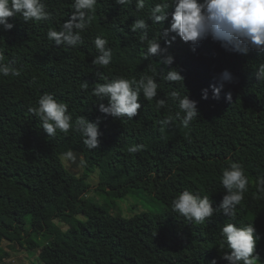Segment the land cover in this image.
<instances>
[{
	"label": "trees",
	"instance_id": "16d2710c",
	"mask_svg": "<svg viewBox=\"0 0 264 264\" xmlns=\"http://www.w3.org/2000/svg\"><path fill=\"white\" fill-rule=\"evenodd\" d=\"M42 2L48 19L25 23L18 14L8 18L11 30L0 26V63L10 67L7 77L0 75V263L10 257L6 241L12 249L37 246L44 264H228L221 256L231 250L221 243L220 232L229 223L253 224L254 255L264 258V185L259 183L264 179V80L256 78L264 52L226 51L210 38L194 50L179 38L170 46L161 39V48L174 57L170 68L184 77L170 82L163 79L169 70L160 63L163 56L144 57L148 40L159 39L170 26L168 21L153 24L150 11L171 0H144L142 9L136 0L124 5L97 0L75 46H58L48 37L71 19L74 0ZM140 19L149 25L146 41L141 30L131 29ZM97 37L112 50L108 66L93 64ZM225 71L232 80L213 99L210 85ZM143 76L156 80L157 97L149 101L141 92L136 117L117 119L99 111V103L107 105V100L93 95L97 86ZM203 89H208L207 100L201 98ZM173 91L197 101L199 116L186 127ZM229 92L231 101L225 99ZM44 94L68 106L73 126L81 116L99 120L98 147L85 146L74 127L47 136L31 111ZM157 100L165 106L158 109ZM135 146L142 147L131 152ZM65 147L81 154V175L66 169ZM232 164H239L248 179L232 216L216 211L195 223L172 209L184 191L208 196L217 208L226 194L223 171ZM95 173L103 205L89 200L87 179ZM128 197L147 210L131 217L114 211Z\"/></svg>",
	"mask_w": 264,
	"mask_h": 264
},
{
	"label": "clouds",
	"instance_id": "9594fccd",
	"mask_svg": "<svg viewBox=\"0 0 264 264\" xmlns=\"http://www.w3.org/2000/svg\"><path fill=\"white\" fill-rule=\"evenodd\" d=\"M97 0H74V14L65 22L60 32L49 31L48 37L59 46H75L79 40V31L86 28V14L91 11ZM118 5L129 3L130 0H115ZM138 9L144 8V0H136ZM171 19L169 20V9ZM20 15L23 21H41L49 18L46 5L42 0H0V26L5 31L11 30L14 25L8 22V18ZM149 20L153 24H162L168 21L170 26L163 29L159 39L148 40L146 29L149 27L143 19L135 20L131 25L132 31L141 30V41L148 40L145 59L152 56H163L161 64L168 67L167 75L163 79L170 82L183 81L184 77L176 69L170 68L174 63V57L167 53V48H161L160 40L170 46L179 38L182 42L195 46L205 39H211L219 43L226 51L246 55L248 51L264 52V0H171L156 4L150 11ZM107 40L97 37L94 45L99 55L93 60V64L108 66L112 59V50L107 45ZM3 56H0V61ZM10 67L0 63V75L7 77ZM12 74H16L12 72ZM258 80H264V64H261L256 73ZM232 76L225 71L220 74L216 83L210 85L212 98L219 99L224 84L231 82ZM82 87H87L85 83ZM158 84L152 76H143L136 80L118 78L109 83L97 86L93 95L99 97L101 102L107 100V105L99 103V111L114 118L127 117L132 119L138 115L141 109L140 93L146 100L157 97ZM173 101L178 102V107L184 113L181 118L186 127L194 118L199 116L197 101L191 100L188 95L183 97L176 91L171 93ZM202 99L207 100L208 89L202 90ZM225 99L231 101V93L225 94ZM38 107L32 109L42 122V130L47 136H54L57 130L68 132L75 128L84 138L83 143L89 149H95L99 145V120L89 122L81 116L71 123V116L67 114L68 106L58 103L50 94H44L38 101ZM165 106L164 100H157L156 107ZM179 116V113H177ZM168 121H165L167 123ZM142 146L130 149L136 152ZM221 183L226 190L221 203L213 208L208 196L200 197L189 191H184L172 201V209L190 222L202 223L206 218L213 216L216 211H222L225 216H232L234 210L243 199V193L248 185V179L239 164H232L223 171ZM264 185V179L259 182ZM264 191V188L261 189ZM221 243L227 244L231 250L226 252L221 259L228 264H258L259 256L254 255L257 237L253 224L238 228L233 224H225L221 228ZM211 264H216L213 260Z\"/></svg>",
	"mask_w": 264,
	"mask_h": 264
},
{
	"label": "rangeland",
	"instance_id": "374dc122",
	"mask_svg": "<svg viewBox=\"0 0 264 264\" xmlns=\"http://www.w3.org/2000/svg\"><path fill=\"white\" fill-rule=\"evenodd\" d=\"M62 162L64 163L66 169L75 176H79L83 173V164H82V156L77 151H73L72 149L64 148L62 150ZM99 178L95 174H91L88 179L87 183L90 186V193H89V200L93 201L94 203L103 205L104 204V196L97 192L95 189L97 188ZM118 209L114 208V211L122 214L124 217H131L136 213H140L144 210L142 205L133 198H126L118 202ZM56 226H61L58 221L54 222ZM47 240L50 241L49 238ZM8 242H4L3 247L6 251L10 254V257L0 264H44L41 261L42 257V250L35 246L32 250H23V249H12L9 248ZM258 264H264V258L259 257Z\"/></svg>",
	"mask_w": 264,
	"mask_h": 264
}]
</instances>
